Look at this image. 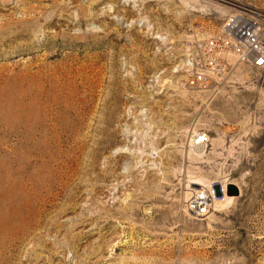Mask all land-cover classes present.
Wrapping results in <instances>:
<instances>
[{
    "label": "rangeland",
    "instance_id": "1",
    "mask_svg": "<svg viewBox=\"0 0 264 264\" xmlns=\"http://www.w3.org/2000/svg\"><path fill=\"white\" fill-rule=\"evenodd\" d=\"M235 6L264 0H0V264H264L259 75L180 86Z\"/></svg>",
    "mask_w": 264,
    "mask_h": 264
},
{
    "label": "built area",
    "instance_id": "2",
    "mask_svg": "<svg viewBox=\"0 0 264 264\" xmlns=\"http://www.w3.org/2000/svg\"><path fill=\"white\" fill-rule=\"evenodd\" d=\"M256 71L264 93V10L235 6L219 31L203 35L199 27L186 37L181 46V87L190 91H206L223 81L235 66ZM209 143L207 133L199 132L191 140L192 147L204 152ZM214 197L205 188L188 193L184 209L193 219L205 217Z\"/></svg>",
    "mask_w": 264,
    "mask_h": 264
},
{
    "label": "bare ground",
    "instance_id": "3",
    "mask_svg": "<svg viewBox=\"0 0 264 264\" xmlns=\"http://www.w3.org/2000/svg\"><path fill=\"white\" fill-rule=\"evenodd\" d=\"M235 69V68H234ZM238 70V69H237ZM107 124V123H106ZM197 185H200V182L198 181V180H195V181H191V185H190V187L191 188H193L194 186H197ZM201 188V187H200ZM199 188V189H200ZM198 190V189H197ZM197 190H195V191H197ZM194 192V191H193ZM216 207H218V205L216 206Z\"/></svg>",
    "mask_w": 264,
    "mask_h": 264
}]
</instances>
